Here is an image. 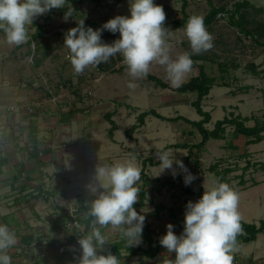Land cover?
I'll list each match as a JSON object with an SVG mask.
<instances>
[{"label": "rangeland", "instance_id": "rangeland-1", "mask_svg": "<svg viewBox=\"0 0 264 264\" xmlns=\"http://www.w3.org/2000/svg\"><path fill=\"white\" fill-rule=\"evenodd\" d=\"M242 1L248 2L240 13L246 27L254 29L260 23H264V0H188L186 11L192 16L204 17L209 12L211 3L228 9L226 15H218L215 22L206 27L214 38L213 47L201 54H192L193 68L183 81L187 82L193 76L199 75L200 65L207 75L215 77L216 83L211 95L202 102L203 109L212 115V120L205 125L208 129H213L217 120L230 117L232 114L247 117L249 119L247 125L264 121V36L257 42L255 38L241 32L240 28L229 24L230 11L234 9L236 2ZM154 3L163 6L166 13L164 26L173 27L168 37L173 57L183 52L191 53L189 42L187 46L183 45L184 41H188L184 35V26L174 28L173 23L177 17L182 16L183 0H154ZM69 6L72 7V12L66 19L65 12ZM117 15H130L129 0H122L120 5L116 0L66 2L63 9H52L41 15L40 22L45 24L50 38L48 48L38 47L35 42L29 43L30 35L35 31L33 25L28 26L27 43L20 46L8 45L4 32L0 30V160L6 159L9 152H12L14 157L13 161L5 162L1 166L0 223L4 219L14 221L19 226L23 223L32 225L31 221L35 223L32 228H36L44 235L41 243L36 245L39 247L35 251L38 259L36 263L50 261L51 255L57 254L59 251L57 248L64 243L59 242L58 245L54 243L53 246L49 244L50 241L58 240L52 228L53 224L56 225L55 217L61 214V210L72 204L77 205L84 210L82 212L84 217H87L88 209L85 202L94 198L89 190L70 196L67 192L62 195L61 191H55L54 195L53 191L38 187L36 181L40 179L29 178L30 175L25 173L30 165L33 167L35 163L37 164L36 161L31 163L28 161L31 152L37 150L34 139L39 124L36 122L41 120L39 116L43 111H51V115L59 116L60 119L71 107L77 109L83 107L94 95L102 97L104 102L120 109L122 115L114 119L115 123L120 124L117 139L134 146L131 153L141 169L143 161L147 159L145 171L150 180L144 182V178H140L136 185L139 189L138 201L140 190H146L145 202L134 208L145 216L144 226L147 225L151 229L152 226L155 227L154 237L165 235L168 224L174 226L173 231L176 235H181L187 203L198 201L203 195L204 188L212 187L217 180L228 183L239 193V212L243 220L259 224L264 219V171L256 165L264 161V141L247 145L245 136L237 135L233 126H227L223 139L209 140L204 147L195 149L193 155L188 157V148H182L177 144L199 142L201 135L198 129L192 124L191 126L187 124L184 119L163 120L152 114L145 118L142 126L133 131L136 138L131 142L126 141V130L133 123H138L137 116L144 110L155 109L165 117L174 118L181 115L191 121H199L202 117L192 104L197 98V93L173 90L175 87L168 81L164 69L158 65H153L150 73L168 83L169 88L157 85L148 77L131 81L120 54L112 57L108 63L90 66L81 75L74 74L68 59L69 50L64 47L67 31L83 20L85 27L99 29ZM119 38V33L113 34L107 30H104L101 36L102 41L109 44ZM220 64L225 70H221L223 67ZM101 73L103 79L99 86L108 81L112 82L107 91H101L96 85L97 82L89 83L87 80V77L95 78ZM130 81L137 85L135 89L127 87ZM86 84L90 86L87 87ZM90 89L92 95L87 93ZM29 105L32 106L28 109H34L33 106H36V110H28L26 106ZM100 121H105L103 122L105 127H111L106 117L101 116L95 120L97 135L94 142L99 146L102 134L105 135V127L100 128L102 126ZM48 125L44 129L45 137H49L46 134L52 128ZM187 129L189 131L184 132ZM72 148L73 145L70 151ZM114 149L110 150L108 155L119 153ZM161 149L169 151L173 158L181 160L187 172L174 163L172 170H165L159 174L160 162L156 158V152ZM21 167L25 171L21 178V181L25 182L24 185L17 184L19 181L12 182L7 176L10 170L19 172ZM226 168L228 170L225 171ZM179 173L184 175L183 180L188 173L194 175L196 179L187 187H184L186 186L184 184L182 186L184 188L177 193L170 180ZM44 177L42 175V178ZM185 188H189L190 192H185ZM55 196H63L61 198H64V201L54 204ZM163 227L166 229L162 230ZM157 228H160V233ZM64 230L69 232L67 237L73 235V231L66 225ZM101 232L108 235L106 248L120 237L119 231L109 232L101 228ZM61 233L62 236L65 235L63 230ZM139 244L143 247L148 245L143 239ZM161 250L156 258L147 259L146 264H169L175 253H167L165 248ZM8 254L11 259L14 258L11 252L8 251ZM122 254L123 258L119 259L121 264H135L128 259L127 251H122ZM232 255L233 262L237 264H264V233L258 234L252 242H239L237 250ZM76 262L67 264H78Z\"/></svg>", "mask_w": 264, "mask_h": 264}, {"label": "clouds", "instance_id": "clouds-1", "mask_svg": "<svg viewBox=\"0 0 264 264\" xmlns=\"http://www.w3.org/2000/svg\"><path fill=\"white\" fill-rule=\"evenodd\" d=\"M67 0H0V30L6 43L20 46L29 39L28 26L35 18L51 11L63 9ZM68 7L65 18L71 16ZM130 15H117L103 24L102 28L85 27L84 20L67 31L64 47L74 74L81 75L90 66L108 63L117 54L123 57L127 75L131 81L144 79L153 65L164 69L173 87H180L192 71V54H201L212 49L213 36L205 26L204 17L193 15L184 26L191 53L183 52L175 57L168 41L171 30L166 28V13L162 5L154 0H129ZM119 33L120 38L112 43L102 41V32ZM127 87L135 89L134 82ZM160 173L172 170L175 163L181 170L187 169L181 160L173 158L166 150H158ZM158 174V175H159ZM175 175V172H173ZM141 168L132 156L123 162L97 164L94 182L88 185L94 197L85 202L87 216L91 219V231L78 237L80 256L78 264H121L118 257L105 246L107 233L119 231L129 246L138 245L145 216L138 213L134 205L138 201ZM196 177L185 176V184ZM239 193L226 182L214 181L212 187L204 188L202 197L189 201L184 215L181 235L166 226V234L160 244L167 253H175L169 264H233V253L237 250V236L243 233L242 216L239 212ZM17 243V237L7 224L0 223V264H12L8 251Z\"/></svg>", "mask_w": 264, "mask_h": 264}, {"label": "crops", "instance_id": "crops-1", "mask_svg": "<svg viewBox=\"0 0 264 264\" xmlns=\"http://www.w3.org/2000/svg\"><path fill=\"white\" fill-rule=\"evenodd\" d=\"M121 3L122 0L117 2L118 5H120ZM167 28L169 30H172L173 27ZM101 80L96 83L97 87H99L101 91H107L108 87L112 82L108 81L109 83L107 82L99 86L98 84L101 82ZM209 95H211V91ZM102 99V97H95L94 95L92 100L86 102L85 105H83V107H80L78 112H76L71 117V119L69 118L65 122L61 121L62 117L59 119V116L51 115V111L41 112L39 116L41 120H38L36 122L37 124H39V128H36V131H38L37 133H35L36 136L34 139V141L36 142V149L39 150V152L37 150L36 152H31L28 158V161L30 163L36 161L37 164L35 163L36 165L34 164L33 167L30 165L28 169H26V172L23 170V167H21L22 169H20L19 172L15 171L14 169L10 170L7 175L8 179H11V181L15 183L19 181L17 182V184L21 183V185H24L25 182L21 181V178L22 175L26 173L30 175L29 178L33 177L36 178V180L40 179L38 181L34 180L38 183L36 184L39 185V188L41 186V188H43L44 190L49 189L53 191L54 195H56L55 191H61L62 195L67 192L70 196V194L73 193L89 190L88 185L94 182L95 168L97 164H112L114 162H123L125 160L130 159L133 156L131 152L134 146H130L129 144H126L123 141L120 142L117 139V132L120 129L119 123H116L118 128L114 130L113 137H111L109 135V127H105L103 124V122L105 121H100L99 123H102V126L100 128L105 127V135L102 134L101 146L94 142L96 138L95 135H97V127L95 126V120L98 119V117L103 116L108 118V115H111L110 119L114 120L117 118V116L119 118L122 115L119 108L110 105V103L108 104L104 102ZM54 113L57 114L56 112ZM66 115L67 113H65L63 116ZM134 124L135 123H133L132 126ZM47 125L50 127L52 126V128H50L49 130L50 132H47L46 134L49 135V137H45L44 129ZM189 125L191 126V124ZM128 129L126 130V133ZM187 131L189 130H184V132ZM126 135V141L131 142L134 140V138H136V135L133 134V132ZM108 137H110L111 139H107ZM72 145L74 149L72 148V150L70 151V147ZM113 148H115L114 150L119 151V153L116 154L113 153V151L112 155H108L110 154ZM13 158L14 157L12 152H9L6 155V162L13 161ZM42 175H44L45 177L42 178ZM55 197L56 200L54 199V204H56L57 202L58 204H60V202L64 199L61 198L63 196ZM56 215L57 214H54V216ZM60 216L61 214L58 217H55L56 225L53 224L54 227L52 228L54 230L53 233L57 235L58 240H56L55 242L50 241L49 244L50 246H53L54 243H57L56 245H58L59 242H64L57 248V250H60L62 247V250L73 248L75 243L70 239V236H66L69 232H67V230H64V225L61 221ZM31 222V224L34 226L35 223H33V221ZM1 223L7 224L9 228L15 232L17 237L16 245L9 250V252H11L14 256V258L11 259L12 264H35L38 260L35 251L39 249V247H37L36 245H39L41 243V241L44 239V235L36 228H32V225H28L27 223H23V225L19 226L18 223H15L14 221L11 222L8 219L2 220ZM163 228L161 229H166ZM152 229L155 231V227L152 226ZM159 229L160 228H157L158 232L160 233ZM62 230L63 235L65 234L64 236H62ZM161 232L164 233V231ZM64 237L67 238L64 239ZM155 237L159 239L161 238L160 236ZM112 238L114 237L112 236ZM16 255H18L17 258H15ZM55 255L56 254L51 255V258H49L53 260V262H51L50 260L47 261V264H52L54 263V261L56 262V259L54 258ZM65 261L69 263L68 259H66ZM36 264L41 263L39 261Z\"/></svg>", "mask_w": 264, "mask_h": 264}, {"label": "trees", "instance_id": "trees-1", "mask_svg": "<svg viewBox=\"0 0 264 264\" xmlns=\"http://www.w3.org/2000/svg\"><path fill=\"white\" fill-rule=\"evenodd\" d=\"M82 1V0H81ZM117 2L120 0H116ZM67 2H77V0H67ZM248 5L247 1L242 2H236L234 4V9L230 11L229 13V24L232 26H236L240 28L241 32L244 34H247L258 42L259 38L264 36V23H260L258 27H254V29H249L246 27L245 20L242 16L241 10ZM188 6V0H183L182 4V16L180 18H177L174 20V26L176 28L183 27L187 23V20L192 15L186 11V8ZM228 12V9L225 6H215L211 3V8L209 12L204 16L205 26H210L213 24L217 18L218 15H226ZM42 16H39L34 19L33 26L35 28L34 33L30 35L29 43L35 42L39 46L49 47L50 46V38L47 35V31L45 29V24L41 23ZM184 46L188 45V41L183 42ZM264 45V44H263ZM190 53V52H189ZM191 58L193 59V55H191ZM194 61V59H193ZM125 66V65H124ZM221 70H225V67L220 64ZM126 68V66L124 67ZM200 74L197 76H193L190 78L189 81L182 83L180 87H175L173 90L179 91V92H196L197 98L192 102L193 106L196 108L198 114L202 117L199 121H191L190 119L183 117L181 115L169 118L165 117L155 109L150 110H144L137 116L138 123H135L132 127H130L127 131V134L133 132L138 127L142 126L145 123V118L152 114L158 118H161L163 120H179L184 119L188 124H192L193 127H196L199 131V134L201 135V140L195 144H177L180 147L188 148V157H191L193 155V152L195 149H199L204 147L207 142L211 139H223L225 136V132L227 129V126H233L234 131L237 135H243L246 137V144H258L264 141V121L260 122L257 121L254 125H247L246 122L249 120L247 117H242L240 114L234 115L232 114L230 117H224L223 119H219L216 121L215 126L213 129H208L205 125L209 123L212 119V115L209 111H206L202 107V102L204 98H206L209 94L211 89L214 87L216 83V79L213 76H209L206 74V72L203 69V66H199ZM148 79L155 82L157 85L163 87V88H169L170 85L166 83L164 80L159 78L158 76L152 74L149 72L147 75ZM79 109L75 107H71L69 111L67 112L66 116H62L61 121L65 122L69 118L78 112ZM111 116V115H110ZM110 116L108 115V119L111 123V127L109 128V135L113 137V132L115 129H117V124L114 122V120L110 119ZM6 162V159L0 160V173L2 172L1 166ZM146 164L147 159L143 161V168L141 169V178H144V182H148L150 177L146 175ZM258 167L264 171V161L256 163ZM215 168V167H214ZM228 170L227 168L225 171ZM183 174L179 173L177 177L183 178ZM243 181V180H242ZM171 185H173V180H170ZM184 187H187L184 186ZM182 187V188H184ZM189 188H185V192H190L188 190ZM145 196H146V190H140V199L139 201L134 205L135 207L141 206L145 202ZM84 210L80 208V212L82 213ZM61 221L63 222V225L65 226V215H64V209L61 213ZM91 219L87 216L86 218V226L87 228H91ZM242 227H243V233L237 236V245L239 242L249 243L254 241L257 238V235L260 233H264V219L260 221L259 224L247 222L242 219L241 221ZM155 231L151 229L149 226L145 225L143 226L142 236L141 239L146 241L148 243L147 247H143L141 244L138 245H132L129 246V243L126 238L122 237L120 233V237L114 241L107 249L111 251L112 254L116 255L118 259L123 258L122 251L128 252V259L132 262H135V264H146L147 259H153L156 258L159 254L161 249L163 248L160 244V239L153 236V233ZM179 236V235H177ZM76 237V231L73 232V235L70 237V239L75 243L73 248L70 249H63L59 250L57 254L55 255L56 264H67L65 261L68 259L69 262H76L79 259L80 256V246L78 244V239ZM175 258V255L172 259ZM46 259V258H45ZM41 264H47V261H44ZM233 264H237L233 262Z\"/></svg>", "mask_w": 264, "mask_h": 264}, {"label": "built area", "instance_id": "built-area-1", "mask_svg": "<svg viewBox=\"0 0 264 264\" xmlns=\"http://www.w3.org/2000/svg\"><path fill=\"white\" fill-rule=\"evenodd\" d=\"M103 78L102 73L100 75H98L95 78H91V77H87V80L89 83L92 82H98ZM87 87H89L90 85L86 84ZM88 94L92 95V90H88L87 91ZM32 105L26 106V108H30ZM34 109H28L30 111H35V107L33 106ZM173 184L175 186V189L178 193V191H180L182 189V186L185 184L183 178H179V177H175L173 178ZM64 215H65V225L71 229L73 232L76 231V238L78 239V237L82 234H87L88 232L91 231V228H87L86 226V218L84 217L85 215H83V213L80 212V207H78L77 205H71L68 207H65L64 209ZM78 263V260L77 262Z\"/></svg>", "mask_w": 264, "mask_h": 264}]
</instances>
